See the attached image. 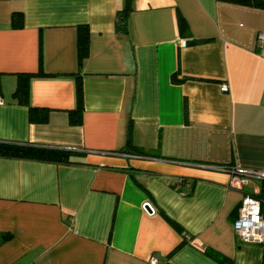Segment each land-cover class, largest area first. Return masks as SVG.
Masks as SVG:
<instances>
[{
  "label": "crops",
  "instance_id": "1",
  "mask_svg": "<svg viewBox=\"0 0 264 264\" xmlns=\"http://www.w3.org/2000/svg\"><path fill=\"white\" fill-rule=\"evenodd\" d=\"M125 2L0 0V142L79 154L0 156V234L11 235L0 264H222L207 248L264 264V244L234 229L242 197L264 193V180L230 187L231 168L264 171V8L133 0L122 33ZM81 24L89 56L74 124ZM41 70L51 75L30 79L29 101L46 122L14 96L18 73ZM129 140L148 153L120 152Z\"/></svg>",
  "mask_w": 264,
  "mask_h": 264
},
{
  "label": "trees",
  "instance_id": "2",
  "mask_svg": "<svg viewBox=\"0 0 264 264\" xmlns=\"http://www.w3.org/2000/svg\"><path fill=\"white\" fill-rule=\"evenodd\" d=\"M132 1L126 0L125 6L123 10L120 12V21L116 24V29L118 32L128 33V25H127V16L129 11L132 9ZM233 3H238L247 6H254L259 8H264V0H224ZM18 16L19 14H14L13 20L15 21V26L22 27L23 24H18ZM17 21V22H16ZM89 41H90V31L87 24H81L78 27V40H77V48H78V64H79V72H77V85H76V97L77 104L73 110L69 111L70 118L74 124H81L83 111H84V87L83 80L80 69L83 67L85 60L89 56ZM196 41V40H195ZM41 48V47H40ZM42 51L40 49V55ZM42 71V70H41ZM43 75L49 76L51 74H47L44 71L37 73H18V85L14 92V96L23 104L29 105L30 112V120L31 121H39L46 122L48 119L47 110L40 109L37 107H33L29 101V84L30 79L33 76ZM130 140L127 145L129 148L123 147L120 149V152H137L141 154H146L148 152L139 150L135 146L130 145ZM79 154L74 150H69L60 147H52L46 145H39L34 143H26V142H0V156L19 158V159H31L45 162H54V163H64V164H73L78 163L79 161L76 159ZM264 192V189H263ZM254 196L263 199L264 201V193L254 194ZM171 222L177 227L180 228V224L171 220ZM11 238V235L8 233L0 234V242L6 241ZM205 253L211 258L217 260L222 264H233V261L221 254L220 252L207 248Z\"/></svg>",
  "mask_w": 264,
  "mask_h": 264
},
{
  "label": "built area",
  "instance_id": "3",
  "mask_svg": "<svg viewBox=\"0 0 264 264\" xmlns=\"http://www.w3.org/2000/svg\"><path fill=\"white\" fill-rule=\"evenodd\" d=\"M259 40H264V34H259ZM181 46H186L187 40H181ZM223 91H228L226 84L221 86ZM1 101V100H0ZM233 177L230 187L241 189L249 184L252 179L264 180V171L231 168ZM236 235L244 242L264 244V213L262 199L253 194H245L239 206L238 217L234 222ZM152 264L158 263L156 256L149 259Z\"/></svg>",
  "mask_w": 264,
  "mask_h": 264
},
{
  "label": "water",
  "instance_id": "4",
  "mask_svg": "<svg viewBox=\"0 0 264 264\" xmlns=\"http://www.w3.org/2000/svg\"><path fill=\"white\" fill-rule=\"evenodd\" d=\"M145 209H146L149 213H153V212H154V207L152 206L151 203H146V204H145Z\"/></svg>",
  "mask_w": 264,
  "mask_h": 264
}]
</instances>
